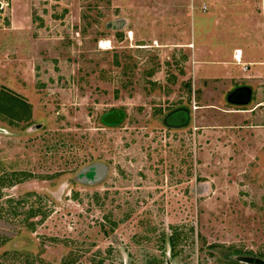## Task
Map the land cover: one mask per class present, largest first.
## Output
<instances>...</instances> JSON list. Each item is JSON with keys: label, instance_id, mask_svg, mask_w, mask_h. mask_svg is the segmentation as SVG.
<instances>
[{"label": "rangeland", "instance_id": "374dc122", "mask_svg": "<svg viewBox=\"0 0 264 264\" xmlns=\"http://www.w3.org/2000/svg\"><path fill=\"white\" fill-rule=\"evenodd\" d=\"M260 20L264 0H0V264H264V76L227 47Z\"/></svg>", "mask_w": 264, "mask_h": 264}, {"label": "crops", "instance_id": "0c3cea01", "mask_svg": "<svg viewBox=\"0 0 264 264\" xmlns=\"http://www.w3.org/2000/svg\"><path fill=\"white\" fill-rule=\"evenodd\" d=\"M203 8H205V9H202V10L205 11L206 10V6H203ZM259 22H261V26H259L260 27L259 30L258 29L257 30H252V31L247 32V33L244 32V35L249 36L248 37L249 42L243 41L244 38H245L244 35L241 38L242 41L239 40V39L237 41H231V40L228 41L227 47L230 50L231 49L237 50V51H235V53L231 52L230 59L233 60V61H237V64L242 65V75L241 76L238 75L237 79H241L242 78V79H247L248 81H250V78H252L254 81H259L260 78L261 77L263 78V76H264V62H250V61L244 60V63H242L241 60L239 59V56H240L241 53L238 52V50H240V49H244V48H248V47H250V48L257 47L256 44L258 43V41H256L255 38H259L260 29H262V31L264 30V21L260 20ZM227 33H228V35H230V34L231 35H236V36H239V38H240L239 33H233V31L232 32L227 31ZM252 34H254V36H252ZM231 35L229 37H231ZM243 43H246V45L243 44ZM237 52L239 53L238 55H236ZM228 64H230V63H228ZM251 66L255 67V68H252ZM230 76H233V75H230Z\"/></svg>", "mask_w": 264, "mask_h": 264}, {"label": "water", "instance_id": "95a60500", "mask_svg": "<svg viewBox=\"0 0 264 264\" xmlns=\"http://www.w3.org/2000/svg\"><path fill=\"white\" fill-rule=\"evenodd\" d=\"M122 114L121 113H118V112H114V113H111L107 116H105L103 118V122L105 124H111V125H116L118 124L119 122H121V119H122ZM167 264H170L169 262H167Z\"/></svg>", "mask_w": 264, "mask_h": 264}, {"label": "flooded vegetation", "instance_id": "af4514ba", "mask_svg": "<svg viewBox=\"0 0 264 264\" xmlns=\"http://www.w3.org/2000/svg\"><path fill=\"white\" fill-rule=\"evenodd\" d=\"M232 96H236V98H240L242 97L243 101L242 102H246L249 99V93L248 90H246V88H238L234 94Z\"/></svg>", "mask_w": 264, "mask_h": 264}, {"label": "bare ground", "instance_id": "6f19581e", "mask_svg": "<svg viewBox=\"0 0 264 264\" xmlns=\"http://www.w3.org/2000/svg\"><path fill=\"white\" fill-rule=\"evenodd\" d=\"M106 43H108V42H106Z\"/></svg>", "mask_w": 264, "mask_h": 264}, {"label": "built area", "instance_id": "2783aa9c", "mask_svg": "<svg viewBox=\"0 0 264 264\" xmlns=\"http://www.w3.org/2000/svg\"><path fill=\"white\" fill-rule=\"evenodd\" d=\"M203 9H205V8H203Z\"/></svg>", "mask_w": 264, "mask_h": 264}]
</instances>
